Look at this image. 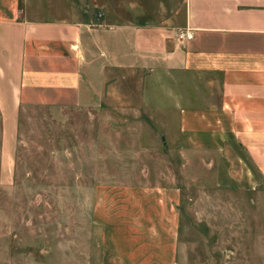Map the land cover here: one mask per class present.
Wrapping results in <instances>:
<instances>
[{"label":"crops","instance_id":"obj_1","mask_svg":"<svg viewBox=\"0 0 264 264\" xmlns=\"http://www.w3.org/2000/svg\"><path fill=\"white\" fill-rule=\"evenodd\" d=\"M105 93L136 117L166 119L190 162L222 151L254 191L264 180V0H0L1 169L22 106L89 108ZM95 195L100 264H177L176 184Z\"/></svg>","mask_w":264,"mask_h":264},{"label":"rangeland","instance_id":"obj_2","mask_svg":"<svg viewBox=\"0 0 264 264\" xmlns=\"http://www.w3.org/2000/svg\"><path fill=\"white\" fill-rule=\"evenodd\" d=\"M102 101L22 106L3 169L0 140V264H100L95 194L173 184L177 264H264V180L249 191L245 167L223 165L222 151H199L192 163L166 119L136 117L107 93Z\"/></svg>","mask_w":264,"mask_h":264},{"label":"built area","instance_id":"obj_3","mask_svg":"<svg viewBox=\"0 0 264 264\" xmlns=\"http://www.w3.org/2000/svg\"><path fill=\"white\" fill-rule=\"evenodd\" d=\"M177 36L179 39H184V38L188 39V38H191L192 33L189 30H180Z\"/></svg>","mask_w":264,"mask_h":264}]
</instances>
